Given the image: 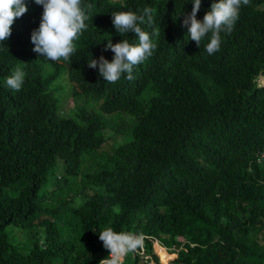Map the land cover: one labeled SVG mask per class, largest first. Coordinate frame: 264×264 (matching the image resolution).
Here are the masks:
<instances>
[{"label":"trees","instance_id":"trees-1","mask_svg":"<svg viewBox=\"0 0 264 264\" xmlns=\"http://www.w3.org/2000/svg\"><path fill=\"white\" fill-rule=\"evenodd\" d=\"M26 4L0 43V264H100L109 228L141 237L153 264H264V0L213 55L183 26L192 0H83L88 27L56 62L33 51L44 9ZM145 7L157 47L107 83L88 61L111 62L109 40L138 43L112 14ZM17 67L19 92L6 85ZM68 86L81 103L64 112Z\"/></svg>","mask_w":264,"mask_h":264},{"label":"clouds","instance_id":"clouds-1","mask_svg":"<svg viewBox=\"0 0 264 264\" xmlns=\"http://www.w3.org/2000/svg\"><path fill=\"white\" fill-rule=\"evenodd\" d=\"M194 7L190 14L185 15L183 26L188 29L187 36L200 46L201 41L208 37L206 52L209 55L220 50L221 33L230 34L239 18L242 6L250 4V0H219L212 3L203 20L197 19L202 0H192ZM37 5L43 6V15L38 29L31 35L34 44L33 51L50 61H67L76 51L75 41L87 29L86 23L90 16L86 14L83 0H35ZM92 5L86 6L88 12ZM28 11L26 0H0V43L9 39L17 18ZM113 26L116 31L124 34L134 33L138 43L132 44L127 39L112 43L107 41L104 51L111 50L114 58L110 62L103 55L100 58L88 61V67L99 68V75L107 83H115L124 73L127 79L132 80L135 66L140 65L153 55L157 44L153 37L159 36V30L153 32L142 29L141 25L154 24V10L145 7L140 14L136 12H115L112 14ZM25 72L17 67L11 76L6 79L8 88L19 92L25 81ZM264 80V76L261 81ZM103 247L109 251L107 258L100 264H122L123 258L130 252L142 247V238L132 233H117L111 228L99 234Z\"/></svg>","mask_w":264,"mask_h":264},{"label":"rangeland","instance_id":"rangeland-1","mask_svg":"<svg viewBox=\"0 0 264 264\" xmlns=\"http://www.w3.org/2000/svg\"><path fill=\"white\" fill-rule=\"evenodd\" d=\"M66 83H67V81H66ZM262 84H264V83L262 82ZM69 88H70L69 86L66 89L58 88L55 91L56 94H60V93L62 94L61 95L62 101L60 102V105H61L62 110L64 112H67L70 109H72L74 107V105L81 103L80 100H75L72 98V96L70 95L71 93H70ZM121 139H122V137L118 135V136H115V140H110L109 143L119 142ZM155 242L158 243L159 245H161L162 247H164L157 240H155ZM164 248L168 252L167 248L166 247H164ZM142 251H143V253L141 255ZM136 253H137L136 255L139 256V259H137L138 264L139 263H144V264H153L154 263V257H153L152 252L150 251V249H146L143 246V239H142V247L137 248ZM140 258H142L143 260L142 259L140 260ZM135 260H136V258L133 256L132 252H130L123 258L122 264H134V263L136 264ZM171 261H169V264Z\"/></svg>","mask_w":264,"mask_h":264},{"label":"built area","instance_id":"built-area-1","mask_svg":"<svg viewBox=\"0 0 264 264\" xmlns=\"http://www.w3.org/2000/svg\"><path fill=\"white\" fill-rule=\"evenodd\" d=\"M261 82H263L264 83V80L263 81H261ZM261 156V158H263L264 157V151H262V153L260 154ZM135 253V255L137 254L136 253V250L134 251V252H132V254H134ZM142 253H143V251L141 252V255H142ZM147 260V259H146ZM122 262H123V260H122Z\"/></svg>","mask_w":264,"mask_h":264}]
</instances>
